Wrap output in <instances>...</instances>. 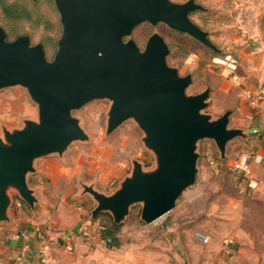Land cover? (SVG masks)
Returning <instances> with one entry per match:
<instances>
[{
    "label": "water",
    "instance_id": "1",
    "mask_svg": "<svg viewBox=\"0 0 264 264\" xmlns=\"http://www.w3.org/2000/svg\"><path fill=\"white\" fill-rule=\"evenodd\" d=\"M63 32L52 60L43 43L28 35L8 40L0 25V90L21 85L38 105V120L25 119L21 128L3 127L0 135V224L12 221L14 194L32 209L38 202L28 183L38 158L62 155L89 135L73 114L95 99H109L107 133L134 119L144 131L143 142L155 156L152 169L133 160L131 173L112 193L81 182V195L95 201L90 219L110 213L125 221L131 207L142 203L141 218L151 223L172 210L182 193L195 184L198 142L213 139L222 158L227 145L245 129L231 125V111L218 117L203 110L211 87L188 94L192 73L181 75L168 63L169 44L154 32L141 49L133 30L143 22L165 23L220 51L210 32L190 18L206 7L196 0H54ZM181 264H190L182 255Z\"/></svg>",
    "mask_w": 264,
    "mask_h": 264
},
{
    "label": "rangeland",
    "instance_id": "2",
    "mask_svg": "<svg viewBox=\"0 0 264 264\" xmlns=\"http://www.w3.org/2000/svg\"><path fill=\"white\" fill-rule=\"evenodd\" d=\"M24 7L30 12L29 18L8 17L0 5V25L8 40L22 34L30 37L31 44L43 43L46 57L52 60L62 35L63 27L54 0H3ZM185 2L187 0H173ZM206 10L194 11L190 18L210 32L211 40L220 51H214L190 35L170 28L165 23L156 25L150 22L139 24L132 34L141 49L154 32L160 33L170 47L167 61L178 68L181 75L192 73L193 81L187 87L188 94H197L211 87L210 104L203 110L218 117L232 109L235 117L244 118L259 108L258 93H249V87H264L257 65L258 56L264 54V0H196ZM257 68V69H256ZM254 92L253 90H251ZM255 94V95H253ZM109 99H95L73 114L89 135L86 141H75L62 154H50L35 162L36 172L28 174V183L44 201L43 206L33 212H18V198L14 194L12 221L0 224L3 230H18L31 224L39 227L38 238L52 241L48 230L51 218L71 220L74 212L85 205L90 218L95 201L90 194L81 195V182L94 184L105 193H112L123 178L131 173L133 160H140L149 170L155 165V156L144 142V131L134 119L123 122L115 131L107 133ZM238 115V116H236ZM25 119L38 120V105L27 88L21 85L0 90V135L3 127L21 128ZM255 143L237 137L227 145L226 157L222 158L213 139L205 138L198 142V174L195 184L185 189L176 206L151 223L141 218L142 203L134 204L125 221L119 226L120 246L114 253L101 252L100 259H137L139 264H181L186 255L190 264H203L207 247L216 243L225 247L226 240L231 246L237 244L236 226L228 223L237 216L236 203L228 212L223 210L226 193L237 197L240 184L245 177L235 168V162ZM233 197V199L235 198ZM19 203V202H18ZM47 208H44V206ZM70 208V209H69ZM13 209V208H12ZM72 212V213H71ZM36 214V215H34ZM227 221L222 222L220 218ZM219 218L214 220L213 218ZM243 219V218H242ZM250 220V226L252 221ZM62 223L66 230H72V221ZM13 231H11L12 234ZM210 235L212 240H209ZM95 247L109 248L108 244L96 238ZM93 246V245H92ZM230 259V255L225 253Z\"/></svg>",
    "mask_w": 264,
    "mask_h": 264
},
{
    "label": "crops",
    "instance_id": "3",
    "mask_svg": "<svg viewBox=\"0 0 264 264\" xmlns=\"http://www.w3.org/2000/svg\"><path fill=\"white\" fill-rule=\"evenodd\" d=\"M258 57L257 65H259L261 71L259 74L264 79V54H260ZM263 88L257 90L249 87L247 90H249V93L259 94ZM228 110L231 111L230 119L232 122L235 115L232 109ZM237 119L239 121L242 120V123L238 124L235 122L232 126L244 128L245 139H251L256 145L254 149L247 151L251 152L252 155L250 172L242 174L246 180L243 179L245 182L240 184L239 195L235 197L227 192L226 200L222 204L223 210L228 212L232 205L237 202L236 211L238 217L236 219L235 217L230 218L228 223L236 226L235 233L238 242L231 246L232 255H230V259L225 255V247L211 243L206 249L202 261L203 264H264V139H260L253 134L258 130L264 129V100L260 99L259 108H255L253 114L247 112L244 118ZM245 154L250 153H244L242 156ZM35 191L38 198V202L35 205L37 210L40 205L43 206L44 201L39 196L37 188H35ZM233 197L235 198L233 199ZM17 200L19 202H16L19 206L18 212H25L26 210L33 212L35 210L23 200L19 198ZM12 208L14 211V206ZM44 208H47V206L45 205ZM87 213L88 209L82 204L78 213H72L74 216L71 220L59 219V213L51 218L49 226L53 229H65L48 230L49 238L52 240L50 242L38 238L40 232L37 230L39 227L36 224L35 226L27 224L26 227L18 230H3L0 235V264H39L40 247L45 243L49 244L50 264H139L138 260L133 258L126 259L123 262L110 257L101 260L102 251L109 256L114 253V249L95 247L94 244L97 242L95 238H87L77 233L79 224L89 219V217L87 218ZM213 219L219 220L216 217ZM249 219L252 221L251 226L249 225ZM68 221L75 223L72 230H66L67 227H62V223H69ZM220 221L225 222L227 220L222 216ZM11 231H13L12 236L9 235ZM207 236L209 240H212L210 235L207 234ZM68 241L73 244L72 250H67L66 248Z\"/></svg>",
    "mask_w": 264,
    "mask_h": 264
},
{
    "label": "built area",
    "instance_id": "4",
    "mask_svg": "<svg viewBox=\"0 0 264 264\" xmlns=\"http://www.w3.org/2000/svg\"><path fill=\"white\" fill-rule=\"evenodd\" d=\"M259 99L264 100V88L260 91L258 95ZM252 158L251 154H245L242 156V158L238 159L235 162V168L239 170L240 172L244 173H249L250 172V160ZM101 224L97 223L96 220L88 219L87 221H83L79 224L78 226V231L77 233H80L84 235L87 238H98L101 239L104 242H110V238H102L100 236V229H101ZM231 241L226 240V245H225V252L228 254L232 253L231 249ZM66 248L67 250H72L73 249V244L68 241L66 243ZM39 264H50L51 259H50V254H49V244L45 243L40 247V252H39Z\"/></svg>",
    "mask_w": 264,
    "mask_h": 264
},
{
    "label": "trees",
    "instance_id": "5",
    "mask_svg": "<svg viewBox=\"0 0 264 264\" xmlns=\"http://www.w3.org/2000/svg\"><path fill=\"white\" fill-rule=\"evenodd\" d=\"M0 5L5 12V14L8 17L11 18H29L30 17V12L24 8V7H18L17 5L13 3H7L3 0H0ZM263 35H264V27H263ZM253 134L257 135L260 139H264V129L263 130H258L257 132H254ZM251 140V139H250ZM244 174V172H241ZM97 223L101 224V229H100V236L102 238H110L111 241L107 242L109 248H116L120 246V239H119V226L115 224L112 220L111 217L108 216L107 214H99L98 218L96 219Z\"/></svg>",
    "mask_w": 264,
    "mask_h": 264
},
{
    "label": "flooded vegetation",
    "instance_id": "6",
    "mask_svg": "<svg viewBox=\"0 0 264 264\" xmlns=\"http://www.w3.org/2000/svg\"><path fill=\"white\" fill-rule=\"evenodd\" d=\"M199 3V2H198ZM204 11V10H203ZM22 35H26V34H22ZM21 36V35H20ZM19 37V36H18ZM31 41V40H30Z\"/></svg>",
    "mask_w": 264,
    "mask_h": 264
}]
</instances>
